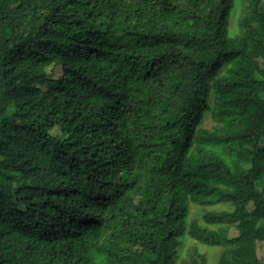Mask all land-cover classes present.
I'll return each instance as SVG.
<instances>
[{
  "label": "trees",
  "instance_id": "trees-1",
  "mask_svg": "<svg viewBox=\"0 0 264 264\" xmlns=\"http://www.w3.org/2000/svg\"><path fill=\"white\" fill-rule=\"evenodd\" d=\"M255 116L264 0H0V264H264Z\"/></svg>",
  "mask_w": 264,
  "mask_h": 264
},
{
  "label": "rangeland",
  "instance_id": "rangeland-1",
  "mask_svg": "<svg viewBox=\"0 0 264 264\" xmlns=\"http://www.w3.org/2000/svg\"><path fill=\"white\" fill-rule=\"evenodd\" d=\"M242 16V13L240 11H237V13L231 16L230 19V25H229V35L230 36H236L239 33L238 31V23L239 19ZM247 69L251 72L254 73L255 69L251 64H248ZM53 69L55 72V76H59L62 74V69L59 66H51L47 70ZM255 121L257 124L261 125L264 122V119L262 117H254ZM213 124V120L211 117V114L208 113L203 125L207 127H211ZM1 143V142H0ZM2 149L6 151H30L29 147L27 145H22L21 143H16L11 140L4 141L1 143ZM137 204L138 201H137ZM209 211L211 210H221V209H230V206L228 204H219L213 207H205ZM204 212V207H200L197 204H192V211L191 215L189 217V222H192L193 220H197L200 224H202L203 220L201 217V213ZM263 223L261 222L259 226H262ZM244 224H240L238 227H230V235H235L238 233L240 229H245ZM223 248L222 247H215V246H210L204 243H201L199 241H196L192 239V237L185 235L184 238L182 239V255H181V260L186 261L190 260L192 258H196L197 254H201L205 256L207 264H218V263H224V264H247L243 260H232L228 261L226 256L223 253ZM258 255L260 258H262L263 263H264V239L259 240L258 242Z\"/></svg>",
  "mask_w": 264,
  "mask_h": 264
}]
</instances>
